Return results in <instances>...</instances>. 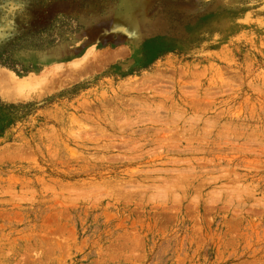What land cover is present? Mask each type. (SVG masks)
Segmentation results:
<instances>
[{
  "label": "rangeland",
  "instance_id": "rangeland-1",
  "mask_svg": "<svg viewBox=\"0 0 264 264\" xmlns=\"http://www.w3.org/2000/svg\"><path fill=\"white\" fill-rule=\"evenodd\" d=\"M0 70V264H264V0H0Z\"/></svg>",
  "mask_w": 264,
  "mask_h": 264
},
{
  "label": "bare ground",
  "instance_id": "bare-ground-1",
  "mask_svg": "<svg viewBox=\"0 0 264 264\" xmlns=\"http://www.w3.org/2000/svg\"><path fill=\"white\" fill-rule=\"evenodd\" d=\"M92 53V52H91ZM90 54V53H89ZM85 60V58H84ZM93 61V60H92ZM85 65V64H84ZM53 68V67H52ZM49 70V69H48ZM79 70V69H78ZM1 71V70H0ZM71 71V70H70ZM51 72V71H48ZM74 73V72H73ZM45 75V74H44ZM43 76V75H42ZM40 77V76H28L26 78H15L12 75H5L4 77H0V80H5L7 81L8 85L15 91H27L28 89L32 88L34 86H36L37 83L41 82L42 80H44V77ZM48 77L47 74L45 76V78ZM47 79V78H46ZM52 80V79H51ZM5 85V84H4ZM40 85V84H39ZM47 86V85H46ZM49 86V85H48ZM37 87V86H36ZM42 87V86H41ZM19 93V92H18ZM33 94V93H32ZM19 96V95H18ZM6 97L10 98L11 96L7 95ZM17 97V96H16ZM18 99V98H16ZM8 100V99H7Z\"/></svg>",
  "mask_w": 264,
  "mask_h": 264
}]
</instances>
